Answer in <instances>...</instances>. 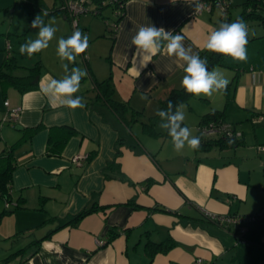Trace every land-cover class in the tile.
Instances as JSON below:
<instances>
[{"label": "crops", "instance_id": "1", "mask_svg": "<svg viewBox=\"0 0 264 264\" xmlns=\"http://www.w3.org/2000/svg\"><path fill=\"white\" fill-rule=\"evenodd\" d=\"M37 1L46 11H52L64 0ZM244 1L231 0L229 11ZM200 2L126 0L123 16L116 25L117 13L112 6L94 15L90 5V11L79 16L89 47L72 63L62 62L56 52L58 40L70 36V22L65 14L45 18V23L54 20L57 31L49 47L39 52L38 61L34 54V60L24 64L27 55L20 54L21 44L14 46L12 40L5 39L11 48L7 50L5 44L7 54H0V65L6 56L14 55L20 66L39 62L41 67L34 90L20 93L12 86L0 84V154L21 139L23 128H42L13 154L16 166L12 173L11 208L7 209L0 198V262L25 249L4 263L146 264L145 241L150 238L159 242L170 236L176 244L168 252L154 255L152 264H198L199 258L202 264H264V232L260 245L242 241L232 224L207 221L204 215L207 211L221 216H246L264 205V121L255 120L264 115V71H242L226 92L195 95L182 103L183 123L192 135L198 136V122L205 113L225 110V122L242 134L241 145L207 151L185 146L177 152L171 137L162 135L166 130H156L160 133L157 137L143 131L142 124L156 116L160 99L182 86L184 74L175 64L173 71H166L165 66L171 61L165 52L153 55L151 62L142 67L141 57L133 58L136 47L132 38L141 25L152 24L181 34L185 47L191 46L194 52L202 50L210 32L225 17L217 8L197 13L195 6ZM18 4L8 7L11 27L17 11V25L20 23L22 28L15 31L21 32L29 18L21 19L23 5ZM106 10H111L112 19L105 18ZM26 37L24 43L29 40ZM64 64L69 70L79 67L87 71L74 94L83 98L82 108L53 105L40 91L41 85L47 83L46 77L63 78ZM215 69L232 81V69ZM14 74L20 76L24 72L19 69ZM108 76L112 77L114 98L126 103L137 117L130 128L108 104L88 102L96 95L94 80L103 81ZM15 107L21 108L17 119L3 121L6 109ZM158 121L157 116L155 124ZM136 124L140 126L139 134L132 130ZM61 125L73 126L78 135L68 139L59 156L48 155L49 128ZM84 152L89 157L83 166L72 162L73 156ZM112 160L118 167L108 169ZM147 178L154 182L145 189L142 182ZM92 205L105 209L87 214L75 226L57 228ZM157 206L177 211L178 215L153 209ZM112 229L117 235L107 242Z\"/></svg>", "mask_w": 264, "mask_h": 264}, {"label": "trees", "instance_id": "2", "mask_svg": "<svg viewBox=\"0 0 264 264\" xmlns=\"http://www.w3.org/2000/svg\"><path fill=\"white\" fill-rule=\"evenodd\" d=\"M88 0L87 5L93 6L92 13L94 15H100L104 9H106L108 6H112L114 10H116L117 13V19L115 20V25L118 23L120 18L123 16V9H124V2L126 0ZM213 1V0H212ZM20 4L26 7L28 16H29V22L31 27L32 20L37 16L41 15L44 21L45 18L49 16H54V14H64L61 10V6L52 9V11H46L43 7H41V4L37 0H20ZM230 6L227 9V13L224 19H222L221 22H234L238 18L242 19L246 24L248 25L253 22H258L259 25L262 28V33L260 35H248V44H247V60L244 62H238L233 60L229 56L221 55L214 52H209L206 50V47L204 46L202 50H199L198 53L201 58H207V64L208 69L212 70L213 68H216V66H221L225 68L232 69L234 72V76L232 78V81L229 82L227 89L224 90L225 92L229 89V87L235 83L238 75L242 71H253V70H262L264 71V0H245L243 3L240 4V9L236 15H232V12L229 11ZM90 11V9H89ZM44 13H47L45 16ZM83 31V29H82ZM84 33V32H83ZM40 63L36 62L33 66L25 67L20 66L17 61L16 57L14 55H8L4 60L2 61L0 65V84L6 86V87H14L20 93H24L30 90H34L38 87V80H39V70H40ZM22 70L24 72L23 75H16L14 74L17 70ZM182 74H184L182 70ZM94 89L96 90V95L94 99L88 100L89 103L93 104L95 101H101L104 104H108V106L112 109L114 114L117 115L119 119L130 128L132 126V123L137 120V117L135 113H130L129 107L126 103L117 101L114 98V92L112 86V77L108 76L106 80L103 81H97L94 80ZM195 95L187 94L185 90L182 88H173L171 89L168 94L163 98L160 99V105L158 110L165 109L167 107V102L169 100L174 101L176 104H182L187 103L192 97ZM128 114L130 116L128 117ZM264 116V115H262ZM157 119V115L154 117H151L150 120L147 123L142 124L143 125V131L147 134L157 137L159 135V132H156L155 129V122ZM210 122L218 124L220 122H225V110H215L210 111L208 113H205L200 120L198 125H206ZM229 124L228 122H226ZM231 124V123H230ZM229 124V125H230ZM184 126V123L183 125ZM233 127V130H235V127L231 124ZM42 128V125H36L34 127L29 128H23V134L20 140L15 142L13 145H10L9 147L5 148L4 151L0 154V198L6 201H10V190H11V182H12V173L16 166L15 162V155L14 152L18 146L22 144L23 141H26L28 138L33 136L36 132H38ZM78 135V132L73 126L70 125H61V126H55L49 128V134H48V145H47V154L48 155H55L59 156L61 151L63 150L64 146L68 142V139L71 138V136ZM166 138H169L167 131H165L163 134ZM198 137L201 140V146L196 149V151H207L210 150L213 147H216L218 149H225L227 147L231 146H238L241 145L242 142V135L240 137L231 136L228 137L227 134H218L217 136H203L198 133ZM229 140H232V143H229ZM116 155L119 153L118 150H116ZM117 163L114 162V160L109 161L107 164L108 169H114L117 168ZM106 176V174H105ZM109 177V176H106ZM154 180L151 178H147L145 181L142 182L143 186H145V189L149 187L150 184H152ZM129 203L133 204V201H129ZM138 206V205H137ZM99 209H105L104 206H98V205H92L89 207H86L82 209L81 211L75 213L74 216L71 218H68L63 224L58 226L57 228L63 227V226H75V224L80 221L82 218L87 216V214H90L92 212H96ZM158 211H164L169 213H174L178 215L177 211H170L164 208L163 206L155 207L153 208ZM181 216V215H180ZM50 220H54V218H51ZM205 220L210 221L208 218H205ZM214 221V220H211ZM216 222V221H214ZM261 225L257 223H250L247 228V233L243 236L244 241H252L255 244H261ZM55 231L52 230L51 232ZM50 232V233H51ZM236 232V230H235ZM48 233L46 236L50 235ZM117 235V232L115 230H110L108 232V241H112L114 236ZM44 236L43 238H45ZM40 242L39 240H36V248ZM176 242L170 237H166L162 239V241H153L150 238L145 241L143 244L144 251L147 255L148 262L146 264H152V258L157 253H165L168 252L170 249L174 247ZM25 249L18 250L15 253H12L9 255L4 262L8 263L10 260L15 258L18 254L22 253ZM3 262V263H4Z\"/></svg>", "mask_w": 264, "mask_h": 264}, {"label": "clouds", "instance_id": "3", "mask_svg": "<svg viewBox=\"0 0 264 264\" xmlns=\"http://www.w3.org/2000/svg\"><path fill=\"white\" fill-rule=\"evenodd\" d=\"M197 3L195 10H200ZM46 16L47 13H44ZM54 20L45 23L42 16L37 15L31 22L33 29H38L35 39H29L21 44L19 52L28 57L33 56L49 47L57 28L53 26ZM184 37L181 34H173L171 30L155 25H141L132 38V45L136 47L133 58L141 57L142 67L151 62V57L165 52L170 58L166 65V71H173L172 65L182 68L184 76L181 80L182 88L187 94L196 96H211L215 92L226 90L229 80L215 68L208 69L207 58H201L198 52H194L191 46L185 47ZM248 27L242 19L234 22H221L217 28L210 32L206 41V50L229 56L238 62L247 60ZM89 47V38L80 30H75L67 38L61 37L58 40L57 56L63 61L75 62L76 57L84 53ZM65 75L61 79L46 77V84H42L40 91L53 105L69 109L84 107L83 98L75 96L80 89L82 78L87 76V71L79 67L68 69L64 64ZM146 99L147 97H142ZM182 104H176L169 100L167 107L158 110L156 115L160 118L158 127L166 130L171 137L174 150L181 152L185 146L196 150L201 146V140L194 136L191 130L182 126L185 120V113L181 110ZM229 140V143H232Z\"/></svg>", "mask_w": 264, "mask_h": 264}, {"label": "built area", "instance_id": "4", "mask_svg": "<svg viewBox=\"0 0 264 264\" xmlns=\"http://www.w3.org/2000/svg\"><path fill=\"white\" fill-rule=\"evenodd\" d=\"M117 1V0H115ZM114 1V2H115ZM88 0H64L61 2V10L65 14V16L69 19L70 22V36L75 30H80L82 33V29L79 26V16L82 14H86L89 12ZM231 4V0H201L200 2V10L196 11L197 13H201V11L211 12L213 8H217L221 11L222 18L226 16L227 9ZM84 34V33H83ZM11 46L9 43L6 44V49L9 50ZM83 55V53H82ZM4 105L7 107L8 102L5 101ZM21 111L20 107L15 108H7L3 118V121L11 122L15 121L19 116ZM257 121H264V116L258 115L255 117ZM198 133L203 136H217L218 134H227L228 137L235 136L240 137L242 134L238 131H234L231 124H227L226 122H220L218 124L210 122L206 125L198 126ZM89 154H76L72 157V162L76 165L83 166L85 161L88 159ZM11 191V190H10ZM4 205L7 209L11 208V201L4 200ZM204 215L210 220H214L221 225L224 224H232L235 227L236 233L240 240H243V236L247 233V228L250 223H257L261 225V228L264 229V205L259 209L258 212L246 216H227V215H217L211 212L204 211ZM196 263L202 264V258L196 260ZM0 264H5L0 262Z\"/></svg>", "mask_w": 264, "mask_h": 264}, {"label": "rangeland", "instance_id": "5", "mask_svg": "<svg viewBox=\"0 0 264 264\" xmlns=\"http://www.w3.org/2000/svg\"><path fill=\"white\" fill-rule=\"evenodd\" d=\"M20 2V0H0V44H3V50L0 48V54L2 56H5L7 54V51L5 49V44L8 43L7 38H9V40L13 41V45L16 46L18 44H24L25 42V36L27 35L26 39H35L36 38V32L38 31V29H33L32 27H30V22H29V16H28V12L27 9L24 6H21L23 8V18H21L23 21H25L24 19H28V25L27 27H24V29H22L23 31L21 32H17L15 31V28H22V25H20V23H18L17 25V19H19V16L17 14V11L15 12V16H14V20H15V24L13 27H11L10 21H11V16L12 14L11 12V8L8 7L9 4H18L17 3ZM21 5V4H18ZM20 6H17V8H19ZM93 7V6H92ZM21 8V9H22ZM240 9V5H234L233 10H232V15H236L238 13ZM25 10V11H24ZM92 14H90L91 16ZM103 15L105 16V18L107 20L112 19L111 16V10H106L105 13H103ZM20 19V20H21ZM22 20L20 22H22ZM24 33V35H23ZM262 33V28L259 25L258 22H251L248 25V35H260ZM6 39V40H5ZM36 61H38L40 59V54L36 53ZM31 60H34L33 56L28 57L26 56V58L24 59V64H28L30 63ZM148 122V121H147ZM160 123V118L159 121L156 123V130H162L158 127ZM135 133L139 134L140 132V126L139 124H136V127L132 129Z\"/></svg>", "mask_w": 264, "mask_h": 264}]
</instances>
